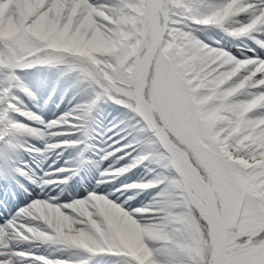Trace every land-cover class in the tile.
Instances as JSON below:
<instances>
[{"label": "rangeland", "instance_id": "1", "mask_svg": "<svg viewBox=\"0 0 264 264\" xmlns=\"http://www.w3.org/2000/svg\"><path fill=\"white\" fill-rule=\"evenodd\" d=\"M6 1L0 0V60L5 62L4 65L0 63V104H2L3 93L7 89V79L14 77L18 89L26 88L24 89L26 91L27 89L31 91L42 89L44 96L38 99L41 102L40 106H44L48 101L49 96L47 93L52 90L55 95V102L60 100L64 107L57 114L61 115L64 121L60 120V123H54L52 127H48L50 121H56L57 115L53 118H44L42 111L22 108L24 120L15 117V120L20 121L22 128L33 130L32 133L28 134H30V137L32 136L31 138L36 139V143L39 144V146L34 145L33 149L40 154L45 152L48 155L51 151H59L65 148L68 144L66 139L69 138L67 131L63 129L64 123L74 122L76 126H72V130L76 132V140L80 139L81 126L92 105L97 102L100 103V106L96 109L94 117H92L96 129L102 126V119H106L105 125L107 128H115L121 133H126V135L133 134L137 136L140 131V124L131 110L136 111L138 109L137 114L142 116L145 123L148 120L143 116L144 111L140 104L129 93L134 90L138 70L151 40L149 22L144 21L145 16L143 15V19L136 23L135 17L141 14L133 9L131 3H129L130 14L127 21L123 22L122 26L114 24L113 28L102 30V26H98L93 19L94 10H90L88 15L76 26H73L71 19L62 25L58 15L55 18H49L47 13L37 16V12L44 6L46 0H15L10 4ZM215 1L217 0H209L210 3H215ZM84 2L80 0L81 4ZM93 2L102 4L106 3L107 0H93ZM172 2L178 10V12L172 11V14L182 18L181 22L188 23V28L193 26L194 30H201L204 38L213 37L214 35L210 33V29L202 28L199 24L220 22L225 16V12L205 15L200 10L202 0H172ZM57 4L58 12L63 5L59 3V0H57ZM168 14V9L158 13L161 17V36L157 52L152 61L154 65H157L162 57L169 59L182 57L186 63L200 62L204 64L205 68L210 67L208 63H204L197 58L201 54V52H198L199 45L190 39L194 32H188L189 30L183 29L184 26L170 30V22L166 19ZM149 15L151 13H148V19ZM243 18L244 16H241L237 19L244 22ZM187 33L188 35H186ZM255 36L256 39L251 37L252 42L264 38L259 35ZM202 41L205 46H216L217 43L221 45L218 41L213 42V45L206 43L204 39ZM227 44L231 49H236L231 54L239 59L252 57L264 59V49L257 51L249 46L246 41L235 43L228 40ZM210 48L214 49L213 47ZM193 49L196 51H193ZM46 59H49L52 66L49 67L48 63L44 62ZM241 62H245L243 66L245 67L247 62ZM152 65L147 71L146 79L152 70ZM13 66L15 68H12ZM219 66H222V64L219 63L215 71L223 69ZM222 72H228V70ZM224 77L223 74L220 76V78ZM111 90L119 94L120 97H125L120 104H124L128 108L111 102L110 97L115 94L111 93ZM29 94L33 93L29 92ZM149 95L151 94L149 93ZM14 97L15 101L22 105L21 107H25L18 91H16ZM55 102L52 101L54 104ZM143 105L146 110L151 109L148 107L149 104L146 106L143 103ZM153 113L168 129L167 131L164 130L168 142L174 150L187 157L191 162H195L200 181L197 185H187L185 178L179 174L172 177L163 176L167 173L162 167L163 174L160 176L156 175L158 167L150 177L135 174V176L132 175L133 180H126L125 182L124 179L120 180L121 175H111L107 179L104 176L114 171L117 161L115 160L117 156H108L110 162L106 164L103 176L99 181H102V184L112 186L111 192L113 194L111 193L108 197L113 199L114 202L119 199L115 198L118 195L117 188L123 190V186L133 183L142 184L156 181L158 178V182L168 181V190L164 193L165 199L161 201L157 200L160 199L158 193L162 190L163 184H159L152 192L128 190L131 192V196H135L133 200L142 196L146 198V202L147 199H151L152 203L150 205L134 203L127 207L125 204H130L133 201L125 204L118 202L125 210L131 211L133 208L147 209L154 207L156 201L161 205L156 209L160 214L159 218L142 213L134 217L138 222L118 205L112 204L108 207H102L104 204L97 200L99 196L89 193L88 190L77 193V195H74L77 202V210L75 211L85 212L102 219L100 226H97L95 231L88 230L90 235H84L87 238L83 239L82 242L94 244L101 249H103L102 245H107L110 251L112 249L124 250L126 255L133 254L140 261V264H152L151 257L155 258V264H185V260H211L217 246V240L211 229L210 221L203 215L202 208L198 205L199 190L206 192L212 199L218 217L230 232H242L243 230L239 231V229L247 230L255 227L257 216L243 201V198L233 201L216 186L205 181L200 169L197 168V165L203 167L201 151L195 144L183 139L179 130L174 128L164 116L163 119H160L158 117L159 109L156 106ZM1 114L2 110L0 109ZM139 133L142 134L141 140H146L147 147L151 151V142L148 135L142 131ZM31 138L29 139L30 144L33 141ZM28 139L23 136L20 137L18 142L20 148H23L26 144L28 145ZM157 142L163 148L159 139H157ZM117 143L119 145V142ZM113 148L116 149L117 147L114 146ZM156 153L159 160H166L164 156L169 155V152L165 149L163 152ZM189 153H191V156ZM142 155L146 156L144 151L139 153V156ZM168 157H171V155ZM100 158L103 159V157ZM130 158L133 161L134 158ZM141 163L142 161L138 165ZM169 164L168 161V164L163 165V167H168ZM170 166L174 171L172 164ZM64 190L66 189L64 188ZM83 193H86V195H83ZM97 193L104 194L101 190ZM90 209L95 211H90ZM37 212L43 214V217L54 215L58 223H62L71 230L76 227L70 222L71 217L67 218L65 216L66 212L58 206L56 208L42 207L36 209L35 213L37 214ZM101 213L103 215H100ZM149 217H154L155 220H152L155 224H149ZM78 218L83 219L81 216H78ZM139 222L148 223L141 224ZM194 224L197 230L193 234ZM95 233H98L99 236H96ZM146 239L152 246L151 250L145 246Z\"/></svg>", "mask_w": 264, "mask_h": 264}, {"label": "snow or ice", "instance_id": "2", "mask_svg": "<svg viewBox=\"0 0 264 264\" xmlns=\"http://www.w3.org/2000/svg\"><path fill=\"white\" fill-rule=\"evenodd\" d=\"M59 3L63 7L57 12V0H46L44 6L37 12V16L47 13L49 18H55L58 15L62 25L71 19L73 26H76L90 10H94L93 19L98 26H102V30H105L113 28L114 24L122 26V23L127 21L130 14L129 3L141 14L135 17L136 23H139L146 13H159L168 9L171 16L172 11L178 12L172 0H107L102 4L94 3L93 0H85L83 4L80 0H59ZM200 10L205 15L227 11L223 21L215 26L225 29L233 37L249 36L256 39L253 34L264 37V0H235V3L233 0H222L220 3L202 0ZM241 16L246 17L244 22L237 19ZM256 43L264 48V38L257 39ZM209 47L214 46L209 45ZM222 50L234 57V61L247 62L236 75L222 83L220 72L230 70L235 64L213 72L219 61L205 68L200 62L186 63L182 57L172 59L162 57L150 75L152 103L159 108L165 119L179 130L183 139L195 144L201 151L203 167L197 165V168L200 169L204 180L216 186L233 201L243 198L257 216L255 227L242 232L233 231L211 260H185V264H264V59H239L227 50ZM120 105L126 107L124 104ZM131 111L139 121L140 131L146 133L151 141V157L158 160L159 157L155 153L163 152L164 149L157 142V130L145 123L142 116L137 114L138 109ZM14 127L20 130L22 125ZM24 131L33 132L31 128ZM189 155L191 156V153ZM147 158L149 157L144 155L137 156L132 163L116 169L111 175L119 176L129 172ZM167 164V160H160L161 167L167 173L163 176H176L170 165L162 166ZM159 184L164 185L158 193L160 199L157 201H161L165 199L164 193L168 190L167 180L158 182L157 178L156 181L142 184L133 183L123 186V190L127 192L130 189H149ZM92 194L118 205L137 222L134 217L140 213H150L158 218L160 216L156 209L161 205L157 201L154 207L129 211L104 194ZM36 201L23 213L24 216L30 218ZM90 211L95 210L90 209ZM22 224L24 227H21ZM0 234H2L0 264H15L16 256L28 255L10 251V238L13 234L24 240H39L33 236L32 231L28 230L27 224L16 221L0 226ZM144 243L146 248L151 250L152 246L147 239ZM102 247L104 249L102 254L119 257L121 264H140L135 257L126 255L124 250L110 251L107 245ZM35 259L40 264H64L62 261L44 256H37ZM150 259L152 264H155V258Z\"/></svg>", "mask_w": 264, "mask_h": 264}, {"label": "bare ground", "instance_id": "3", "mask_svg": "<svg viewBox=\"0 0 264 264\" xmlns=\"http://www.w3.org/2000/svg\"><path fill=\"white\" fill-rule=\"evenodd\" d=\"M9 1V2H8ZM12 1H15V0H7L6 2L7 3H11ZM85 1V0H83ZM222 1V0H221ZM218 3H220L219 1H217ZM233 3H235V0H233ZM169 20L171 22H173L174 26L176 27V23L177 22L180 26H181V22L179 23L178 19L175 17V18H169ZM172 26V27H174ZM152 27H153V30L155 31V34L158 33L157 31V24L153 23L152 24ZM184 28L185 30H189V28L187 29L186 28V24L184 25ZM193 33V35L190 37L191 41L198 44L199 45V50L198 52H201V54L199 56H197V58L201 61H203L204 63H208L210 66L211 64H214L216 63L217 61H219L222 66H219V68H225L227 65H231V64H235V67L231 68L230 70H228V72H221L220 73V76L223 74L225 75L224 78H221V83L222 82H225L226 80L230 79L232 76L236 75V73L238 71H240L241 68H243L244 64L243 62H237V61H234V59H232L231 57H229V55L227 54V52H224L222 49L224 50H228L230 51V48H224L225 45H223L222 47L219 46L215 49H209L205 46V44H203L202 40L204 39L206 43L208 44H214L213 43V40L214 38L211 36V37H207V38H204L203 37V34H202V31L199 30V29H192L191 31ZM188 35V33L186 34ZM216 37V40L217 41H223L222 38L220 36H218L216 33L214 35ZM188 37V36H187ZM157 43H158V40H156V38H153V40L149 43V48H148V52L146 54V57L145 59L143 60L141 66H140V69H139V77H138V83H137V86L135 88V90L131 93L133 97L139 99L141 96H142V93H143V84H144V81H145V76H146V73H147V69H148V66L150 65V62L152 60V57L156 51V47H157ZM259 44H257L256 42H253L251 44L252 47L255 48V50H260V49H264V48H261L258 46ZM222 48V49H221ZM263 54H264V50H263ZM255 58V57H253ZM261 59V58H260ZM49 61L46 60V63ZM218 66V65H217ZM259 70V69H258ZM213 72H216L215 69H213ZM212 73H209V75H211ZM145 115H147V117H149L151 120L153 119L152 118V113L150 111H145ZM60 120H63L62 118L60 119H57L56 121L52 122L50 124V126H52V124L54 123H60ZM105 122H106V119H102V123L101 126L99 129L100 131L104 132V135L101 136V140H103L105 137H107L109 134L113 135L114 137L117 138L118 141H120V148H117V149H114L112 148V153H118V154H122L124 151L126 150H129L128 152H130L131 148L130 147H126V145H130L131 141H134L135 138H137L136 135H126V133H121L119 130H116L115 128H106V125H105ZM151 122V126L153 127V129H159V132H160V128L156 125V123L152 120L150 121ZM71 125L75 126L76 124L74 122H70ZM160 135V134H159ZM139 138H142L141 136H138ZM160 137L162 138L163 141H165V139L160 135ZM106 144V143H105ZM110 150V152L108 150ZM107 149L105 151H101V152H98V155L100 156H107L109 155V153H111V149H110V146H107ZM118 149H123V151H118ZM143 148H139L137 149L133 154L132 156H138V154L142 151ZM174 156H173V163L175 165V168H177L178 171H184V170H188L190 172V165L189 163L187 162V160L182 156V155H178V154H174L172 153ZM108 159V158H107ZM108 162V161H107ZM125 162V163H124ZM127 162H130L128 161V158L127 157H121V163L119 165V167H125L127 165ZM143 170V167H139L137 169H134L132 172L133 173H137V172H141ZM153 171H149V172H146L144 173V175L146 177H150V175H153L152 173ZM193 172V171H191ZM132 173V174H133ZM163 174V170H161L160 168L157 170V173L156 175L160 176ZM110 175V174H109ZM187 175V174H186ZM192 183L194 184H197V182L199 181L198 178H197V174L195 172H193V178L190 180ZM102 182V181H101ZM189 182V180H188ZM101 187V192H103L106 196H109L112 192V186L111 185H107V184H100ZM96 187V186H94ZM164 187V186H163ZM163 189V188H162ZM117 191H118V195H117V198H120L122 199L123 202L129 200V197H131V192L127 191V192H124V190H122L121 188H117ZM153 191V190H152ZM151 191V192H152ZM113 194V193H112ZM58 195H64L63 193H59ZM65 196V195H64ZM204 196L207 197V195L204 193ZM133 199V198H132ZM101 204H104L102 205V207H108V205H110L111 203L109 202V200H107L106 198L104 197H99L98 199ZM137 203H141V204H146V205H150L152 202H151V199H147V202H146V198L144 197H139L138 199L135 200ZM204 205H205V209L206 211H208L210 214V217H212L213 221H214V218H215V215L212 213V205L210 204V202L208 201V199H204ZM74 201L69 203V204H66L64 205V208H66L67 210L70 209L71 212L75 211V207H74ZM106 205V206H105ZM134 210V209H133ZM146 214H150V213H146ZM147 215V216H148ZM154 218V217H153ZM153 218H148V220H150V223L151 224L153 222ZM153 219V220H152ZM89 221L91 222V224L95 225V226H99L98 222H93L89 219ZM84 228L86 225H82ZM44 229L46 228L45 226H43ZM47 229V228H46ZM86 229V228H85ZM215 236L219 238L220 240V244L219 246L215 249V253L218 252V250L223 246V242L227 239V237L225 236V232L223 231V229L221 228V226L217 227L215 226ZM80 234V233H78ZM36 251H41L38 247L36 249Z\"/></svg>", "mask_w": 264, "mask_h": 264}]
</instances>
